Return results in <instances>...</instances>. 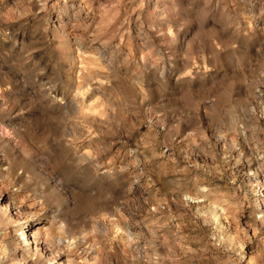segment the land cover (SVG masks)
<instances>
[{
	"label": "rangeland",
	"instance_id": "1",
	"mask_svg": "<svg viewBox=\"0 0 264 264\" xmlns=\"http://www.w3.org/2000/svg\"><path fill=\"white\" fill-rule=\"evenodd\" d=\"M0 264H264V0H0Z\"/></svg>",
	"mask_w": 264,
	"mask_h": 264
}]
</instances>
